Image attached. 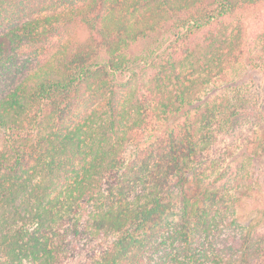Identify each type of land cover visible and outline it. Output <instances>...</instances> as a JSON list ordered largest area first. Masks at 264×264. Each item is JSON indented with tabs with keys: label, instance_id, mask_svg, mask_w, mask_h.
<instances>
[{
	"label": "trees",
	"instance_id": "obj_1",
	"mask_svg": "<svg viewBox=\"0 0 264 264\" xmlns=\"http://www.w3.org/2000/svg\"><path fill=\"white\" fill-rule=\"evenodd\" d=\"M260 3L0 0V264H264Z\"/></svg>",
	"mask_w": 264,
	"mask_h": 264
},
{
	"label": "rangeland",
	"instance_id": "obj_2",
	"mask_svg": "<svg viewBox=\"0 0 264 264\" xmlns=\"http://www.w3.org/2000/svg\"><path fill=\"white\" fill-rule=\"evenodd\" d=\"M230 21L242 24L246 38L251 40L257 32L264 30V3H260L244 12L237 13ZM170 32H166L162 36L157 37L158 42L163 43L166 41L164 44L166 45L168 42L167 40L171 39ZM63 38L64 37H53L40 46H38V44L30 45L28 47H30L31 50L28 48V51H25L21 57L27 60L36 59L33 65L34 67L42 65L56 51L59 42H62ZM253 78L255 81V88L259 92L261 107L264 111V76L256 73ZM254 136L264 139V120L255 128ZM236 159L241 160L242 158L238 155ZM248 170L258 175L260 190L254 193V197H245L244 205L239 209L240 221L245 224L255 223L257 221V211L254 208V204L258 201L260 203L264 202V158L252 161L248 166ZM258 231L264 232V220L259 222Z\"/></svg>",
	"mask_w": 264,
	"mask_h": 264
}]
</instances>
